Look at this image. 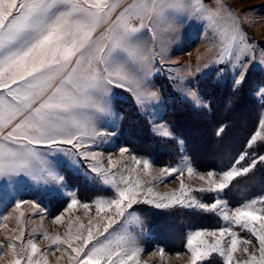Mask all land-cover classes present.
<instances>
[{
    "label": "snow or ice",
    "instance_id": "snow-or-ice-1",
    "mask_svg": "<svg viewBox=\"0 0 264 264\" xmlns=\"http://www.w3.org/2000/svg\"><path fill=\"white\" fill-rule=\"evenodd\" d=\"M186 19H202L211 28L218 48L214 62H235L233 67L238 66V71L233 86L238 88L254 58L253 45L236 23L221 22L217 13L195 0H127L126 3L122 0H0V180L11 182L24 177L35 184L62 185L64 177L50 156L59 152L95 160L100 153L79 152V149L90 148V143L95 144L98 137L114 134L97 128L99 117L111 115V89L132 92L142 110L158 101V93L148 82L152 62L157 55L163 56L164 31L174 30L178 21ZM146 34H151V40H158L160 51L145 38ZM185 94L199 104L194 91L189 89ZM258 94L264 98V87L258 89ZM259 127L264 130V120ZM162 134L171 136L167 130ZM257 137H261V132L254 133L247 147ZM119 151L123 155L128 149ZM247 155L246 151L242 152L235 164H240ZM132 159L138 166L142 164L147 175L150 162L135 156ZM258 160L264 161V156ZM256 162L253 160L251 165L241 168L233 165L219 174L209 171L207 178L200 175L208 187L198 190L221 193ZM109 165H113L111 159ZM91 170L114 189L112 198L95 202L96 211H111L113 215L102 226L90 221L85 227L77 220L78 227L73 229L69 223L63 237L45 234L43 239L50 242L47 252L34 240L25 241V231L18 224L12 235L5 233L6 243H0V261L9 257L7 264H48L49 253L59 252L60 258L67 256L70 264H138L136 258L141 251L138 235L128 223L134 222L142 235L143 221L128 210L143 202L156 208L196 207L222 218L225 223L221 228L195 230L188 235L190 264H197L211 253H219L225 264H233L239 245H253L251 239L241 237L234 227L250 232L258 242L251 253L245 246L243 251L249 253L248 259L236 264H264V197L235 208H229L220 199L211 204L197 203L194 199L186 201L191 189L181 180L178 191L148 199L153 189L148 187L147 194L142 193L139 177L121 175L117 180L114 173L102 167L93 165ZM185 171L189 176L195 173L187 164L186 169L164 168L161 174L178 173L182 177ZM216 175L218 180L214 178ZM24 203L39 207L34 201L16 200V209ZM258 203L262 205L259 208ZM77 204L78 200L73 198L68 207ZM83 207L88 209L89 205L85 203ZM23 215L21 212L20 216ZM62 220L63 216H57L54 223L60 225ZM117 224L120 228H113ZM109 229L113 232L109 233ZM206 237H213L215 242L209 243ZM226 238L228 244L223 246ZM160 254L163 255L162 250Z\"/></svg>",
    "mask_w": 264,
    "mask_h": 264
},
{
    "label": "rangeland",
    "instance_id": "rangeland-1",
    "mask_svg": "<svg viewBox=\"0 0 264 264\" xmlns=\"http://www.w3.org/2000/svg\"><path fill=\"white\" fill-rule=\"evenodd\" d=\"M122 2L126 3L127 0ZM195 2L217 13L221 22L236 23L247 41L253 45L251 55L254 58L249 63L244 81L250 74L261 78L254 92L261 104L260 125V122L264 120V98L258 94V89L264 87V63L261 62L264 59L262 56L264 54V0H195ZM145 38L151 41V45L157 51H160L161 44L158 40H151V34H146ZM164 38L163 56L157 55L153 60L152 71L148 77L151 89L158 93V101H154L147 106L146 110H142L132 92L113 87L109 95L111 115L99 117L97 128L101 132L114 134L98 137L95 144L90 143V148L79 149V152L100 153L95 160L90 156L83 157L77 154L75 157H70L59 152L50 156L49 159L56 170L64 177L62 185L35 184L24 177L16 178L11 182L0 180V243H6L5 233L12 235V230L17 229L19 224L25 231V241L32 239L42 251L47 252L50 242L43 239L45 234H59L63 237L69 223L72 224L73 229L78 227L77 220L85 227L90 221L92 224L99 223L102 226L113 212L97 213L95 202L98 199L112 198L114 189L104 184L101 178L92 172L93 165L114 173L117 180L121 175L139 177L142 181V193L147 194L148 187L153 189L148 199H153L157 194L178 191L181 180L188 189H191L185 198L186 201L194 199L197 203L211 204L214 200L220 199L226 201L229 208H235L244 202L264 197V188L258 189L256 187L258 182L254 179L255 172L264 168V161L258 160L259 156H264V130H261L259 125L255 132H261V137H257L251 147L246 146L248 155L245 160L233 165L241 168L248 167L253 160L257 162L246 174L242 173L235 177L229 187L221 193L199 191L200 188L208 187L199 176L204 175L207 178L209 171L219 174L228 171L233 165L220 171L216 169L205 171L195 167L182 139L178 141L181 153L176 163L163 164L156 157L158 141L156 138L168 140L176 137L166 118L168 104H174L177 101L189 104L198 110L207 109L209 103L199 90V82L212 77L215 81L233 83L238 71V66L233 67L235 62H214L218 48L212 39L211 28L202 19L178 21L174 30L164 31ZM189 89L196 93L199 104L186 96L185 93ZM165 130L169 131L171 136H164L162 133ZM63 147L71 148L70 145ZM121 148H127L128 151L121 155L119 151ZM133 156L141 161L150 162L151 167L147 175L143 171L142 164L138 166L132 159ZM109 159L113 161L114 166L109 165ZM187 164L195 169L192 176H189L186 171L182 177L178 173L161 174L164 168L186 169ZM214 178L219 179L218 175ZM73 198L78 200V204L69 208L68 205ZM16 200L34 201L39 207L33 208L31 204L24 203L17 210ZM85 203L89 205L88 209L83 207ZM261 206L259 203L256 205L258 208ZM128 211L143 221L142 235L134 222L128 223V227L138 235L141 249L136 258L138 264H190L191 254L186 248L188 235L195 230H216L225 223L217 213L180 205L156 208L154 204L140 202L134 204ZM21 212L24 213L22 217ZM5 216L8 217L7 220L3 219ZM57 216H63L60 225L54 223V218ZM5 224L7 228L2 227ZM113 228L119 229L120 224L114 225ZM233 230L239 232L241 237L251 239L253 245L258 247V242L250 232L235 227ZM112 232L113 229H109V233ZM206 239L209 243L215 242L213 237H206ZM227 244L226 238L223 246ZM253 245H239L237 252L234 253L233 264L247 260L249 253L254 251ZM245 246L249 248V253L243 251ZM161 250L163 255L160 254ZM177 253L180 255L178 256ZM60 257L59 252L55 255L49 253L46 259L48 264H70L67 256ZM8 259L9 257H5L0 264H7ZM197 264H225V260L219 253H211Z\"/></svg>",
    "mask_w": 264,
    "mask_h": 264
},
{
    "label": "trees",
    "instance_id": "trees-1",
    "mask_svg": "<svg viewBox=\"0 0 264 264\" xmlns=\"http://www.w3.org/2000/svg\"><path fill=\"white\" fill-rule=\"evenodd\" d=\"M259 80L260 77L250 74L234 89L232 82L207 78L199 82V90L209 108L198 110L177 101L168 104L166 118L176 137L156 138V157L160 163L178 161L181 153L178 141L182 139L195 167L205 171L230 168L246 151L259 125L261 104L254 95ZM255 174L256 187L264 188V168Z\"/></svg>",
    "mask_w": 264,
    "mask_h": 264
}]
</instances>
